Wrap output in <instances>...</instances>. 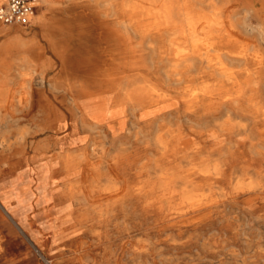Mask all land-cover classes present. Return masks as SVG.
<instances>
[{"label": "bare ground", "instance_id": "1", "mask_svg": "<svg viewBox=\"0 0 264 264\" xmlns=\"http://www.w3.org/2000/svg\"><path fill=\"white\" fill-rule=\"evenodd\" d=\"M97 2L104 59L78 61L74 51V70L87 74L73 76L71 104L37 102L41 125L52 136L68 134L56 148L11 161L6 172L37 165L46 177L63 175L69 197L95 209L97 238L119 216L108 211L116 208L127 217L157 214L178 231L168 240L182 246L197 239L185 231L229 203L246 198L249 208L264 199V172L255 165L264 161V0ZM67 24L76 28L77 19L59 22ZM58 55L64 59V50ZM243 146L250 162L234 165ZM73 217L72 208L44 214L56 233ZM87 217L83 211L77 223ZM258 224L264 228V218ZM234 259L246 264L236 253L225 256Z\"/></svg>", "mask_w": 264, "mask_h": 264}, {"label": "rangeland", "instance_id": "2", "mask_svg": "<svg viewBox=\"0 0 264 264\" xmlns=\"http://www.w3.org/2000/svg\"><path fill=\"white\" fill-rule=\"evenodd\" d=\"M37 4L29 24L32 27L15 25L8 31L0 26L6 30L0 34V142L4 139L9 144L0 145V264H135L134 260L139 264H241L235 259L225 261L231 253L238 254L246 264H264V228L258 224L264 218V199L249 208L246 198L229 203L201 227L185 231L184 235L197 238L187 245L176 246L168 240L178 231L158 223L157 214L139 212L127 217L116 208L108 211L119 216L105 224L97 238L90 230L96 223L95 209L81 197H69L63 175L56 171L51 178L46 177L37 165L6 172L11 161L33 155L45 146L56 148L58 140L68 134L52 136L41 125L43 113L37 102L49 101L50 108L56 109L71 104L73 76L87 74L74 70V51L79 53L78 61L104 59V43L100 40L105 30L103 4L95 0H61L54 9L43 0H37ZM72 18L77 19L76 28L59 25ZM73 31L83 33L73 40ZM14 38L20 41H12ZM60 50L65 52L64 59L58 55ZM25 95L29 103L19 100ZM244 149L235 154L234 165L250 162ZM259 162L255 165L264 172V161ZM70 207L73 220L56 233L48 226L45 212L50 210L56 218ZM83 211L88 217L80 225L77 216ZM141 244L147 250L136 253Z\"/></svg>", "mask_w": 264, "mask_h": 264}, {"label": "built area", "instance_id": "3", "mask_svg": "<svg viewBox=\"0 0 264 264\" xmlns=\"http://www.w3.org/2000/svg\"><path fill=\"white\" fill-rule=\"evenodd\" d=\"M37 9V0H5L0 5V26H27Z\"/></svg>", "mask_w": 264, "mask_h": 264}, {"label": "crops", "instance_id": "4", "mask_svg": "<svg viewBox=\"0 0 264 264\" xmlns=\"http://www.w3.org/2000/svg\"><path fill=\"white\" fill-rule=\"evenodd\" d=\"M1 2H3V0H0V3ZM5 2V1H4ZM3 2V3H4ZM61 2V0H44V3H46V4H49V5H54V4H59ZM2 3V4H3ZM51 9V7L50 8H46V9H44L43 10V12H42V14L41 15H39L38 17H37V19L38 18H40V17H42L43 15H44V12L46 11V10H50ZM39 20V19H38ZM6 27V29L8 30V31H10V29L11 28H13L14 26H5ZM29 27H32V25H27L25 28H29ZM3 32H6V30H4V29H1L0 28V34L1 33H3ZM1 41V40H0ZM12 41H14V42H18V41H20V39H18V38H14ZM0 44H1V42H0Z\"/></svg>", "mask_w": 264, "mask_h": 264}]
</instances>
